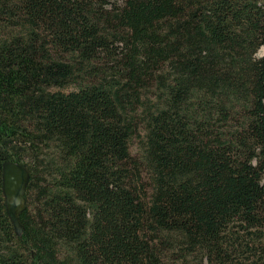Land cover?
<instances>
[{"label": "trees", "instance_id": "16d2710c", "mask_svg": "<svg viewBox=\"0 0 264 264\" xmlns=\"http://www.w3.org/2000/svg\"><path fill=\"white\" fill-rule=\"evenodd\" d=\"M0 264H264V0H0Z\"/></svg>", "mask_w": 264, "mask_h": 264}, {"label": "water", "instance_id": "95a60500", "mask_svg": "<svg viewBox=\"0 0 264 264\" xmlns=\"http://www.w3.org/2000/svg\"><path fill=\"white\" fill-rule=\"evenodd\" d=\"M1 178L5 209L15 234L20 236L22 226L19 221V214L25 208L24 193L29 180V173L21 164L14 161H5L2 164Z\"/></svg>", "mask_w": 264, "mask_h": 264}, {"label": "rangeland", "instance_id": "374dc122", "mask_svg": "<svg viewBox=\"0 0 264 264\" xmlns=\"http://www.w3.org/2000/svg\"><path fill=\"white\" fill-rule=\"evenodd\" d=\"M261 53H262V50L260 49L259 54H261ZM135 149H136V142L133 141V142H131L130 150L132 153H134Z\"/></svg>", "mask_w": 264, "mask_h": 264}]
</instances>
